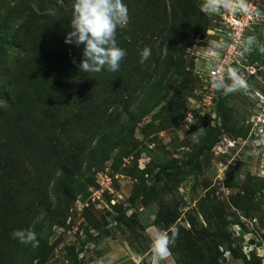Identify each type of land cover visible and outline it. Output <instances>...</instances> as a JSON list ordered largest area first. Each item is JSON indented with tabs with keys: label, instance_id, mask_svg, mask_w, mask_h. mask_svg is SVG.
I'll return each mask as SVG.
<instances>
[{
	"label": "rangeland",
	"instance_id": "obj_1",
	"mask_svg": "<svg viewBox=\"0 0 264 264\" xmlns=\"http://www.w3.org/2000/svg\"><path fill=\"white\" fill-rule=\"evenodd\" d=\"M202 2L124 0L120 69L52 81L27 57L57 50L47 28L71 21L73 0H0V264H157L150 234L171 226L158 264H264V21L246 35L262 47L248 89L185 128L199 48L227 37Z\"/></svg>",
	"mask_w": 264,
	"mask_h": 264
},
{
	"label": "clouds",
	"instance_id": "obj_2",
	"mask_svg": "<svg viewBox=\"0 0 264 264\" xmlns=\"http://www.w3.org/2000/svg\"><path fill=\"white\" fill-rule=\"evenodd\" d=\"M199 11L206 16L220 14L221 16L251 15L248 0H203ZM128 8L124 0H73L70 31L65 34L64 43L82 47V59L78 64L81 73L117 72L126 51L119 47L116 41L118 28L126 27L128 23ZM256 42L255 36H248L241 42V54L251 50ZM223 40L207 42L206 47H200L207 60L209 86L223 95L247 90L249 85L238 68L223 67L219 63L220 53L225 49ZM151 56V49L145 47L140 52V63ZM225 77H227V82ZM185 128L195 122L191 113L185 116ZM202 135V133H201ZM193 137V142H198ZM264 144V139L260 141ZM178 230L171 226L167 230L156 229L150 234L152 260L157 262L167 260L171 255L178 236ZM13 239L33 248L39 246L37 235L30 229H17L11 233Z\"/></svg>",
	"mask_w": 264,
	"mask_h": 264
},
{
	"label": "built area",
	"instance_id": "obj_3",
	"mask_svg": "<svg viewBox=\"0 0 264 264\" xmlns=\"http://www.w3.org/2000/svg\"><path fill=\"white\" fill-rule=\"evenodd\" d=\"M251 9V15H237L232 16H219L217 22L222 26L227 37L223 40L226 44L225 49L220 53L219 63L227 67L238 68L240 73L245 76V73L254 74L257 72L256 65L250 61L248 56L253 55V52L258 48L253 45L251 50L247 53L241 54V42L245 40L249 31L255 29L259 22L264 21V0H248ZM262 48V47H261ZM260 48V49H261ZM200 79V94L197 98H193V105L188 114L191 113L194 117L197 113L201 115H211L215 118V111L222 92L212 89L207 80L209 79L208 69L199 73ZM227 81V77H225ZM230 83V81H227ZM100 189L94 191V196L97 199L101 198L105 189L111 190V179L106 176L98 181Z\"/></svg>",
	"mask_w": 264,
	"mask_h": 264
},
{
	"label": "trees",
	"instance_id": "obj_4",
	"mask_svg": "<svg viewBox=\"0 0 264 264\" xmlns=\"http://www.w3.org/2000/svg\"><path fill=\"white\" fill-rule=\"evenodd\" d=\"M54 22H56V20ZM70 23L71 21H63L60 24L56 22L57 25L51 24L47 28L48 31L50 32V35L49 37H46L45 40H47L48 42H51V45L52 46L54 45L55 48L57 49L53 52V54L50 56L49 59L46 58V56L43 53H40L38 55H33V56L30 54L28 55L27 61H33L34 59H36L31 64V68L32 69L35 68L36 73L41 78H44L46 80L56 81V79H60L61 75H63L65 72L72 73L75 71V69H78V64L82 58V47L83 46H81L80 48H76L75 46L67 45L64 43L65 34L70 29L69 27ZM260 53H261L260 49L256 48V50L253 52V57L254 56L259 57ZM60 82L61 81L56 82V83H60ZM15 88L16 86L14 88L12 87V91H14V94L16 93V89H17ZM17 95L18 94H16V96ZM222 96L223 94L220 95L218 104L219 102L221 103ZM18 99H20V96ZM19 103L21 102L19 101ZM218 104L217 106L219 107ZM165 169L166 168H162V171H160L159 174H162L163 170ZM168 174L173 176V173L171 171H169Z\"/></svg>",
	"mask_w": 264,
	"mask_h": 264
}]
</instances>
